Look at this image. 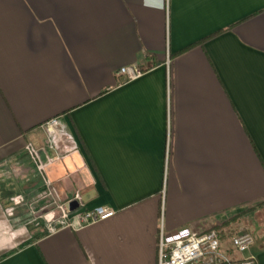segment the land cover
Wrapping results in <instances>:
<instances>
[{"label":"crops","instance_id":"obj_1","mask_svg":"<svg viewBox=\"0 0 264 264\" xmlns=\"http://www.w3.org/2000/svg\"><path fill=\"white\" fill-rule=\"evenodd\" d=\"M55 117L79 145L64 159ZM49 182L116 214L49 232ZM249 208L264 240V0H0V264H158L161 227Z\"/></svg>","mask_w":264,"mask_h":264},{"label":"built area","instance_id":"obj_2","mask_svg":"<svg viewBox=\"0 0 264 264\" xmlns=\"http://www.w3.org/2000/svg\"><path fill=\"white\" fill-rule=\"evenodd\" d=\"M142 75L143 71L138 66H124L119 71V76L126 80H135ZM42 129L46 134L45 149L55 152L58 157H64L79 149L75 137L61 123L60 118L50 119L42 125ZM26 150L38 172L44 174L45 166L36 146L29 143ZM167 154L169 156V144ZM52 188L53 185L49 182L47 197L52 195ZM75 200H79V197ZM55 212V218H47L49 222H55L49 232L60 226L96 223L116 214L114 208L99 206L91 210L78 209L71 215L65 204L57 205ZM255 242L253 233L239 223L223 229L214 227L205 231L184 227L171 233L165 232L161 227L158 236V264H257L256 256L248 255Z\"/></svg>","mask_w":264,"mask_h":264},{"label":"rangeland","instance_id":"obj_3","mask_svg":"<svg viewBox=\"0 0 264 264\" xmlns=\"http://www.w3.org/2000/svg\"><path fill=\"white\" fill-rule=\"evenodd\" d=\"M65 157H61L60 159H64ZM72 167V166H71ZM73 168V167H72ZM74 169V168H73ZM72 180L74 182V184L78 183L81 184V185H85V176L84 174H82L79 169L76 167L73 171V177H72ZM75 184V185H76ZM48 206L47 208L45 209V211H43V217L40 219L41 222L44 224V227L46 230H49L51 227L54 226L55 222L54 221H51L49 222L47 220V218H55L57 216V213L55 212V209L57 207L58 204H56V199H55V196L54 195H49V198H48ZM75 200V199H74ZM73 200V201H74ZM79 202L80 204V201L79 200H76ZM72 202V201H71ZM70 202L68 203H65V206H66V210H68V207H67V204H69ZM61 205V204H59ZM258 207H262V205L258 206ZM263 208V207H262ZM32 213V212H31ZM48 216V217H47ZM34 214L33 216H31V219H33V221L35 220L34 219ZM40 222V221H38ZM239 224H241L240 226L247 229L248 231L252 232L254 237H255V241H256V245H255V248H258L259 245L264 241L263 239H261L259 233H258V229H255L253 224H251V221H249L248 219H244V216H242L239 220ZM263 231V230H262ZM33 235H36V234H33Z\"/></svg>","mask_w":264,"mask_h":264},{"label":"trees","instance_id":"obj_4","mask_svg":"<svg viewBox=\"0 0 264 264\" xmlns=\"http://www.w3.org/2000/svg\"><path fill=\"white\" fill-rule=\"evenodd\" d=\"M254 208H249L231 218H229L228 220L224 221L222 224H220L219 226H216L217 228L223 229V228H227L233 224H238L239 220L242 216H244L245 214L249 213L250 211H252Z\"/></svg>","mask_w":264,"mask_h":264},{"label":"water","instance_id":"obj_5","mask_svg":"<svg viewBox=\"0 0 264 264\" xmlns=\"http://www.w3.org/2000/svg\"><path fill=\"white\" fill-rule=\"evenodd\" d=\"M67 207H68L69 212H73L80 207V204L78 201L74 200V201L70 202L69 204H67Z\"/></svg>","mask_w":264,"mask_h":264}]
</instances>
